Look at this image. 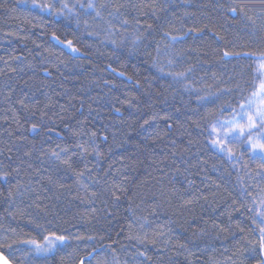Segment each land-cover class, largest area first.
I'll use <instances>...</instances> for the list:
<instances>
[{
    "label": "trees",
    "instance_id": "trees-1",
    "mask_svg": "<svg viewBox=\"0 0 264 264\" xmlns=\"http://www.w3.org/2000/svg\"><path fill=\"white\" fill-rule=\"evenodd\" d=\"M263 60L264 0H0V254L264 264Z\"/></svg>",
    "mask_w": 264,
    "mask_h": 264
},
{
    "label": "rangeland",
    "instance_id": "rangeland-1",
    "mask_svg": "<svg viewBox=\"0 0 264 264\" xmlns=\"http://www.w3.org/2000/svg\"><path fill=\"white\" fill-rule=\"evenodd\" d=\"M261 74L263 76V82L260 86L259 91L253 98L248 102L247 108L250 111L252 118H247L248 116L242 115V118H238L236 122H231L229 128L232 126L233 129H229L230 134H237L243 136L254 129L255 124L262 122L264 120V60L261 62L260 68ZM247 119V126L240 127L239 121ZM65 241L58 238H50L43 245H40L39 250L42 252H51L56 248L58 244H64ZM54 247V248H53ZM53 248V249H52ZM51 249V250H50ZM39 253V252H38ZM54 253V252H53ZM40 254V253H39ZM42 255V254H41ZM0 264H9L6 259L0 254Z\"/></svg>",
    "mask_w": 264,
    "mask_h": 264
}]
</instances>
